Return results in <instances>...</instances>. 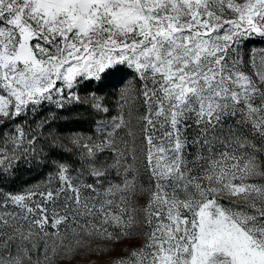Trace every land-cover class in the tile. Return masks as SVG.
<instances>
[{
    "label": "snow or ice",
    "instance_id": "snow-or-ice-1",
    "mask_svg": "<svg viewBox=\"0 0 264 264\" xmlns=\"http://www.w3.org/2000/svg\"><path fill=\"white\" fill-rule=\"evenodd\" d=\"M0 264H264V0H0Z\"/></svg>",
    "mask_w": 264,
    "mask_h": 264
},
{
    "label": "trees",
    "instance_id": "trees-1",
    "mask_svg": "<svg viewBox=\"0 0 264 264\" xmlns=\"http://www.w3.org/2000/svg\"><path fill=\"white\" fill-rule=\"evenodd\" d=\"M88 88L89 90H97L99 93H102L105 95H107L109 92L113 90L111 87H101V86H98L97 84H91L88 86ZM77 114H82L86 116L84 109L79 106L76 107V111L73 114V118L75 120H78ZM86 126L87 124L84 121L70 122L66 125V127H70V128H79V127H86ZM37 175H38L37 172L33 170H29L26 166H22L17 173L15 184L19 185L25 182H31L37 178Z\"/></svg>",
    "mask_w": 264,
    "mask_h": 264
}]
</instances>
